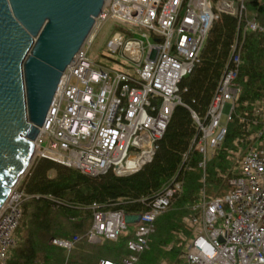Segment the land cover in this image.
Instances as JSON below:
<instances>
[{
  "label": "built area",
  "instance_id": "2783aa9c",
  "mask_svg": "<svg viewBox=\"0 0 264 264\" xmlns=\"http://www.w3.org/2000/svg\"><path fill=\"white\" fill-rule=\"evenodd\" d=\"M219 13L243 19V35L246 31L264 34V26L245 19L242 0L237 4L225 0H106L83 46L62 73L47 114L58 121L46 117L33 143V158L91 177L109 171L117 177L129 176L150 162L174 107L183 106L180 86L199 64ZM107 21L123 31L112 35L106 50L119 54L130 65V74L97 66L88 56V47ZM135 34L138 39L131 38ZM241 48L242 40L232 45L203 119L192 114L196 133L183 155L181 172L189 169L188 154L195 152L201 157L197 169L202 177L196 203L183 219L187 235L179 233L182 264H264V95L251 106L250 124L255 130L244 149L239 147L241 139L233 142L236 149L229 160H235L238 176L219 173L228 192L222 196L206 192V165L223 143L238 105ZM179 176L147 203L143 213L125 215L121 210L91 208L87 243L110 245L132 229L126 242L128 257L102 259L98 264L138 263L148 250L156 219L182 192ZM16 185L0 209V264H8L16 247L15 232L27 198ZM79 240L55 238L51 245L68 255Z\"/></svg>",
  "mask_w": 264,
  "mask_h": 264
},
{
  "label": "trees",
  "instance_id": "16d2710c",
  "mask_svg": "<svg viewBox=\"0 0 264 264\" xmlns=\"http://www.w3.org/2000/svg\"><path fill=\"white\" fill-rule=\"evenodd\" d=\"M242 4L245 19L264 26V0H242ZM243 25L244 20H239L237 15L218 14L208 32L199 64L180 86L183 106L174 107L151 161L137 172L117 177L109 171L91 177L47 159L33 160L18 185L27 198L22 204V218L16 230L21 241L13 249L8 264H64L59 257L61 250L51 245L55 238H80L66 264H98L102 259L120 261L128 257L126 242L132 237L131 231L122 232L119 240L107 247L85 241L92 222L91 208L121 210L125 215L143 213L147 203L177 175L183 179L182 192L170 210L156 219L148 250L139 256L137 264L183 263V241L179 233L187 235L183 219L190 215L189 208L196 203L202 177L197 169L201 157L195 152L188 154L189 169L181 172L185 165L183 155L188 152L196 133L192 114L199 119L205 116L236 41L242 40L236 80L240 94L225 139L206 165L208 195L222 196L228 192L219 173L238 176L229 160L236 149L233 142L241 139L244 142L241 145H246L248 135L255 130L250 124L251 106L264 95V34L246 31L243 35ZM116 28L118 32L123 31L119 26Z\"/></svg>",
  "mask_w": 264,
  "mask_h": 264
},
{
  "label": "water",
  "instance_id": "95a60500",
  "mask_svg": "<svg viewBox=\"0 0 264 264\" xmlns=\"http://www.w3.org/2000/svg\"><path fill=\"white\" fill-rule=\"evenodd\" d=\"M105 1L0 0V209L29 169L62 73Z\"/></svg>",
  "mask_w": 264,
  "mask_h": 264
},
{
  "label": "rangeland",
  "instance_id": "374dc122",
  "mask_svg": "<svg viewBox=\"0 0 264 264\" xmlns=\"http://www.w3.org/2000/svg\"><path fill=\"white\" fill-rule=\"evenodd\" d=\"M117 32H118V30L116 28V25H114V23H112L110 21L105 22L99 28V30L97 31L95 37L93 38L90 46L88 47V56L97 66H100V67H103L106 69H110L113 71L126 72V73L130 74L131 73L130 65L125 63L124 62L125 60L123 58H120L119 54L112 55V54H109L106 50L107 41L112 37L113 34H115ZM135 35H137V36H135ZM135 35L131 36V38L132 39H138L139 34H135ZM127 38H128V36H127ZM243 143L239 144V147H241L242 149H244V145H241ZM44 144H46V142H44ZM33 160H34V158H33ZM230 162L234 165L235 160L233 159ZM234 167H235V165H234ZM29 169H30V167H29ZM28 170H27V172H28ZM233 171H235V170H233ZM26 173L22 176V178L26 175ZM22 178L18 181L16 186L19 185ZM170 208H169V210H170ZM169 210H167V211H169ZM183 226H184V224H183ZM20 228L23 229L21 226H20ZM129 231L132 232V229H130V228L127 229V232H129ZM184 231H185V229H184ZM15 239H16V246H18V243L21 240H20V235L18 236L16 234V232H15ZM94 246H96V245H94ZM107 246H109V244L108 245L105 244V245L100 246V247H107ZM59 257L63 260V263L66 264L68 262V259H69V254L67 255L66 252L61 250V252L59 253Z\"/></svg>",
  "mask_w": 264,
  "mask_h": 264
}]
</instances>
